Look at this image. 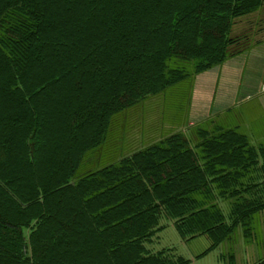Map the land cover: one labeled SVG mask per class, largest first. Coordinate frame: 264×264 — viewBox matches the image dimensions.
<instances>
[{"label": "trees", "instance_id": "1", "mask_svg": "<svg viewBox=\"0 0 264 264\" xmlns=\"http://www.w3.org/2000/svg\"><path fill=\"white\" fill-rule=\"evenodd\" d=\"M263 1L0 0V264H188L148 246L168 221L208 234L202 254L249 233L264 145L217 118L90 166L123 110L175 86L190 99Z\"/></svg>", "mask_w": 264, "mask_h": 264}, {"label": "crops", "instance_id": "2", "mask_svg": "<svg viewBox=\"0 0 264 264\" xmlns=\"http://www.w3.org/2000/svg\"><path fill=\"white\" fill-rule=\"evenodd\" d=\"M229 31L232 37V42L229 44L230 48H233L232 52L222 63L195 74L188 101V110L186 111V115L183 116V122L168 125L165 129H161L163 126L158 127L154 123L147 125V128H140L136 132L138 134V143L129 151L130 153L136 146H145L147 143L161 139L164 135L175 132V130H181L188 136L191 134L193 138H196V134L192 132L193 127L211 118H217L215 122L216 126H235L242 132L247 133L255 144L264 145L263 116H252L250 113L251 108L243 111L239 109L238 105L240 106L241 103L237 98L240 91V83L244 75V64L248 61H264V1L256 10L237 16ZM246 40L251 42L244 44L243 42ZM243 45L249 49L240 50V47H243ZM263 82L264 75L255 82L257 92H260L262 95L264 94ZM243 85L244 87L252 86L251 81L248 79L244 80ZM146 100L148 99L146 98ZM259 103L264 112V98ZM245 112L246 115L244 114ZM261 171V168H253L251 172H253L254 176H258L259 179L255 178L252 183L249 180L248 183L256 199L259 200L264 199V181L261 180ZM245 176L243 175L244 180H246ZM257 180L258 184H256ZM246 183V181H243L241 184L243 186H240L246 187ZM221 202L224 207H229V199H223ZM254 215L255 217L252 219V227L249 233L246 234L242 226L239 225L219 245L203 254L202 252L211 243V237L208 234H197L193 238L187 239L191 240V242L195 239H201V242L204 244L203 249L194 251L189 256L183 255L190 260L188 264H195L198 258L208 254L212 249L221 246L222 243L227 244V241L228 243L231 242L235 239L234 235L238 228L241 230L240 238H242L246 247L243 251L238 246L224 249L219 253L220 259L223 258L224 260L223 264H255L259 260L264 259V208ZM198 243H200V240ZM260 251L263 252V256L257 258L256 256L260 254ZM253 258L257 259L252 261Z\"/></svg>", "mask_w": 264, "mask_h": 264}, {"label": "rangeland", "instance_id": "3", "mask_svg": "<svg viewBox=\"0 0 264 264\" xmlns=\"http://www.w3.org/2000/svg\"><path fill=\"white\" fill-rule=\"evenodd\" d=\"M251 41H244L246 44ZM248 48L243 45L240 47V50ZM239 49V48H238ZM249 49V48H248ZM233 48H229V55L232 52ZM243 78L240 83V91L238 94V101L241 103L238 108L242 111L245 109L251 108V114L254 117L262 115L264 119L263 108L260 106L259 101L264 98L260 92H257L255 87V82L258 78L263 77L264 75V61L258 60L255 62H246L243 68ZM248 79L251 81V87H244V80ZM190 81V80H189ZM187 86V83L184 84ZM172 91H163L160 94H156L147 98L148 100L143 101L142 103H136L130 108L123 110L118 118L116 124L112 126L109 131V137L105 145L102 146V151L100 154L101 159L93 160L90 167H96L100 165L102 159H110L118 157L120 154L128 153L133 149L134 145L137 142L136 132L140 128H147L149 124H156L158 127L163 126L161 129H165L166 126L181 122L184 120L183 116L186 115L188 110V101L189 89H182L179 86H175ZM228 101V100H226ZM246 115V112L244 113ZM183 122V121H182ZM237 229L236 234L231 242L227 244L222 243L221 246L212 249L208 254L203 257L198 258L195 264H223V258L220 259L219 253L226 248L240 247L243 251L246 244L242 241L241 230ZM200 240V243H198ZM148 246L154 250L162 249L165 247H172L175 250V253L182 254L184 256H189L190 253L201 250L204 248V244L201 242V239L184 240L180 233L177 232L172 221H168L164 227L158 231L157 236H154L151 243ZM263 252L260 251V254H257V258L263 256ZM257 258H253L252 261Z\"/></svg>", "mask_w": 264, "mask_h": 264}, {"label": "built area", "instance_id": "4", "mask_svg": "<svg viewBox=\"0 0 264 264\" xmlns=\"http://www.w3.org/2000/svg\"><path fill=\"white\" fill-rule=\"evenodd\" d=\"M262 87H264V82L262 83Z\"/></svg>", "mask_w": 264, "mask_h": 264}]
</instances>
